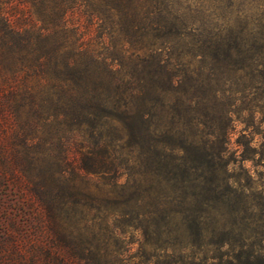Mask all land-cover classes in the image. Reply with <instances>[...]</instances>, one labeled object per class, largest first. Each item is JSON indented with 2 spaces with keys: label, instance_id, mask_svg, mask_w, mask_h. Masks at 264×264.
<instances>
[{
  "label": "trees",
  "instance_id": "obj_1",
  "mask_svg": "<svg viewBox=\"0 0 264 264\" xmlns=\"http://www.w3.org/2000/svg\"><path fill=\"white\" fill-rule=\"evenodd\" d=\"M18 2L32 10L19 11L24 25L3 7L0 17L31 45L34 80L23 94L65 131L64 168L54 154L53 167L24 180L57 236L72 241L82 214L112 239L135 229L198 253L207 238L229 245L233 259L264 264V181L255 186L243 167L264 173V0ZM236 124L238 158L229 147ZM79 250L89 252L69 243L70 256ZM200 253L192 262L216 259Z\"/></svg>",
  "mask_w": 264,
  "mask_h": 264
},
{
  "label": "rangeland",
  "instance_id": "obj_2",
  "mask_svg": "<svg viewBox=\"0 0 264 264\" xmlns=\"http://www.w3.org/2000/svg\"><path fill=\"white\" fill-rule=\"evenodd\" d=\"M0 7L12 11L8 21L16 25L22 23L21 13L32 11L29 3L22 7L18 0H0ZM29 18L34 17L31 14ZM3 23L0 17V264H117L112 252L116 249L123 264H196L198 261L192 262L190 258H200L202 251L216 257L212 264H244L243 258L233 259L229 245H218L207 238L199 246L198 253L193 252L195 247L173 236L154 239L142 236L135 229H127L124 237L112 239L102 235L101 225L95 218L89 220V216L82 214L75 216L73 227L79 234L72 241L57 236L46 212L27 190L24 180L35 179L38 165L40 170L53 167L54 154H58L64 168L65 131L60 127L56 130L51 118L39 119L37 96L23 94L24 86L31 87L34 80L31 45L19 42L23 32L7 33ZM42 105L43 112H48L46 102ZM240 128L236 124L230 134L229 147L235 158L241 148L235 143ZM57 136L58 143L55 141ZM253 145L252 142L250 146ZM243 167L248 169L255 186L264 181L262 168L250 161H245ZM234 173L244 176L242 170H234ZM58 182L62 185L70 183L63 176ZM72 183L75 188L84 189V183L78 177L73 178ZM87 187L92 195L101 196L93 184ZM62 226L68 228L67 220ZM69 243L74 249L87 246L89 252L79 250L70 256Z\"/></svg>",
  "mask_w": 264,
  "mask_h": 264
}]
</instances>
